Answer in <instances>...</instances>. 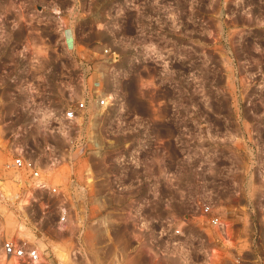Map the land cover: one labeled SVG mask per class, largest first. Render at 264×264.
<instances>
[{
    "label": "rangeland",
    "instance_id": "obj_1",
    "mask_svg": "<svg viewBox=\"0 0 264 264\" xmlns=\"http://www.w3.org/2000/svg\"><path fill=\"white\" fill-rule=\"evenodd\" d=\"M82 1L86 8L91 1L90 6L95 9L111 0ZM70 6V0H0L2 28L10 32L11 19L17 13L16 34L21 37L26 30L22 19L42 10L65 11ZM178 15L173 66L144 68L126 61L120 65L115 107L103 123L119 120L126 130L67 133L56 141L36 127L22 135L19 142L28 146L30 157L42 160L43 177L58 190H33V202L26 214L16 204L1 207L0 243L4 238L25 239L44 248L58 264H76V260L80 264H100L112 249L104 246L103 236L91 222L98 214L96 208L105 207L113 197L92 194L93 175L99 180L98 189L105 192L110 173L124 180L129 188L132 180L146 174L151 180L139 190L147 193V189L154 188L160 195L145 213L159 222L171 214L198 215L195 201L206 196H213L219 207L231 190H240L242 199L232 204L249 200L255 207L252 218L257 240L253 253L264 264V94L260 89L243 90L238 85L239 74L264 76V0H178ZM95 23H79V34L88 33L85 41L100 39ZM225 26L233 29V35L224 43L221 29ZM239 28L252 31L235 37ZM163 39L169 41L168 36ZM224 45L229 47L239 68L224 66ZM9 57L10 52L6 51L5 58ZM245 64L251 66L244 68ZM47 68L57 72L58 64L50 60ZM54 79L49 74V89ZM7 89L9 93L10 88ZM12 105L10 110H0V123L8 129L30 125V117L24 111L25 99L12 100ZM252 137L257 141L251 149L248 144ZM94 140L103 144L98 154L90 146ZM50 142H56V148H46ZM141 142L147 146L141 156L144 169L131 166L127 176L120 175L117 160L124 143L125 154L133 158ZM52 156H60L63 161L49 167L43 159ZM249 158L262 162L251 165L247 163ZM9 160L0 131V175L5 179L10 174L3 167ZM174 171L182 175L184 191L179 195L170 189ZM6 186L25 198V186L13 187L8 182ZM62 216L65 224L60 223ZM78 250L82 252L81 258L77 256ZM56 251L64 256L60 258ZM126 254L124 264H229L218 258H194L190 262L170 258L139 260ZM244 257L250 260L252 254Z\"/></svg>",
    "mask_w": 264,
    "mask_h": 264
},
{
    "label": "built area",
    "instance_id": "obj_2",
    "mask_svg": "<svg viewBox=\"0 0 264 264\" xmlns=\"http://www.w3.org/2000/svg\"><path fill=\"white\" fill-rule=\"evenodd\" d=\"M70 2L71 6L65 11L46 13L42 10L22 19L26 30L21 37L16 34L17 13L11 19L10 32L2 28L0 18V91L7 92L9 87L13 101L25 99L27 109L24 111L30 117V125L16 129L5 128L0 123L3 145L10 159L3 167L10 176L5 179L0 175V208L18 205L16 208L26 214L33 202V190L51 193L58 190V186L43 177L42 160L30 157L26 151L28 146L19 142L23 134L36 127L38 132L56 141L67 133L124 131L127 127L119 120L113 124L103 123L115 107L117 96L112 92L119 80L122 62L144 68H168L175 63L178 0H111L95 9L90 6L91 1L87 8L82 0ZM91 20L96 22L95 31L100 39L88 42L85 41L88 33L80 35L77 27ZM251 31L239 28L235 37ZM232 35L233 29L226 26L221 29L224 43ZM164 36H168L169 41H164ZM224 46V66L239 68L238 63L234 64L229 47ZM6 51L10 52L8 60ZM50 60L58 64L57 72L47 68ZM250 66L245 64L244 68ZM49 74L55 77L50 89ZM238 85L243 90L260 89L264 94V76L239 74ZM256 141L252 137L248 147H256ZM125 144L117 160L123 176H127L131 166L135 170L144 169L141 156L147 150L141 142L137 153L130 158L125 154ZM102 145L98 140L90 143L97 154ZM45 147L56 148V142ZM43 160L49 162V167L63 161L60 156ZM261 162L255 158L247 161L251 165ZM91 181H94L92 194L113 197L105 207L96 208L98 214L91 222L103 236L104 246L112 249L111 254L102 257L100 264H124L126 253L139 260L170 258L190 262L194 258L208 261L218 258L229 264H260L259 257L253 253L257 240L252 218L255 207L249 200L232 204L242 199L238 189L221 199L219 207L213 196H206L195 201L198 215L171 214L159 222L145 213L158 200L160 193L156 189L147 193L138 188L132 191L124 180L112 173L105 192L98 189L99 180L94 175ZM7 182L13 187L25 186V198L18 192L13 193L14 188L6 186ZM60 223H66L63 216ZM241 246L244 248L240 249ZM245 254H252V258L246 259ZM77 256L82 257L81 250ZM0 264L58 263L44 248L29 240L4 238L0 243ZM76 264H80L79 261L76 260Z\"/></svg>",
    "mask_w": 264,
    "mask_h": 264
},
{
    "label": "crops",
    "instance_id": "obj_3",
    "mask_svg": "<svg viewBox=\"0 0 264 264\" xmlns=\"http://www.w3.org/2000/svg\"><path fill=\"white\" fill-rule=\"evenodd\" d=\"M12 106V99L9 93L0 91V110H10L12 109ZM143 177L138 180H132L133 185L132 188H130L132 191L136 190L137 188L139 189L141 185H145L149 180H151L146 175ZM181 188H184L182 183V175L180 172L174 171V179L170 189L174 190L177 195H179L182 191H184ZM148 190L149 189H147V191Z\"/></svg>",
    "mask_w": 264,
    "mask_h": 264
},
{
    "label": "bare ground",
    "instance_id": "obj_4",
    "mask_svg": "<svg viewBox=\"0 0 264 264\" xmlns=\"http://www.w3.org/2000/svg\"><path fill=\"white\" fill-rule=\"evenodd\" d=\"M55 13H57V12H55ZM56 66H57V65H56ZM55 68H56V67H55ZM125 74H126V73H125ZM122 83H123V82H122ZM116 87H117V85H116ZM113 89H114V90H113L112 93H114L115 91H116V93H118L117 90H115L116 88H113ZM118 91H119V90H118ZM9 95H10V94H9ZM117 95H118V94H117ZM117 95H116V96H117ZM25 110H26V109H25ZM113 110H114V109H113ZM121 112H122V111H121ZM118 113H119V112H118ZM122 113H123V112H122ZM113 121H114V120H113ZM109 122H110V121H109ZM111 122H112V121H111ZM143 129H144V128H143ZM138 132H139V131H138ZM145 132H146V131H145ZM141 141H142V140H141ZM138 142H139V141H138ZM133 147H134V146H133ZM131 151H132V150H131ZM121 152H122V151H121ZM130 154H131V153H130ZM130 154H129V155H130ZM132 156H133V155H132ZM114 158H115V157H114ZM115 162H116V161H115ZM49 165H50V164H49ZM145 166H146V165H145ZM145 173H146V172H145ZM136 174H138V173H136ZM175 174H176V173H175ZM141 175H143V174H141ZM145 175H146V174H145ZM145 175H144V176H145ZM135 176H136V175H135ZM135 178H136V177H134V179H135ZM143 178H144V177H143ZM145 178H146V177H145ZM129 182H130V181H129ZM145 190H146V189H145ZM149 191H150V189L148 190V192H149ZM20 227H21V226H20ZM19 229H20V228H19ZM56 252H57V251H56ZM60 252H61V251H58V252H57V255H58ZM63 256H64V255H63ZM63 256H62V253L59 254V257H60V258H62ZM63 260H64V258H63Z\"/></svg>",
    "mask_w": 264,
    "mask_h": 264
}]
</instances>
